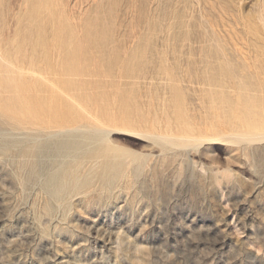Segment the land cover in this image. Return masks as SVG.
I'll return each instance as SVG.
<instances>
[{
	"label": "rangeland",
	"instance_id": "1",
	"mask_svg": "<svg viewBox=\"0 0 264 264\" xmlns=\"http://www.w3.org/2000/svg\"><path fill=\"white\" fill-rule=\"evenodd\" d=\"M64 2L53 6L51 16L41 6L31 17L22 16L28 9L23 0H5L2 49L23 43L31 50L37 43V51L46 52L56 67L61 60L64 65L74 60L82 75L77 77L79 101L88 103L84 106L95 115L96 125L127 124L182 139L171 143L149 134L91 132L93 119L82 111L89 118L62 125L84 128L62 166L69 170L70 184L55 198L47 189L58 166L52 160L55 150L46 171L39 173L43 178H36L19 167L31 142L0 137V144L9 149L0 150V264H264V140L251 145L247 140L191 142L178 126L183 115L192 125L189 133L197 138L230 132L221 103L212 105V98L218 97L214 92L223 90L237 103V76L246 62L255 60L264 84V0ZM50 91L44 106L67 112L62 106L68 96L55 92L57 103ZM166 115L171 127L176 124L175 133L168 130ZM8 127L0 125V130L13 133ZM62 135L49 140L70 137ZM196 142L203 143L193 146ZM27 154L25 160L31 162Z\"/></svg>",
	"mask_w": 264,
	"mask_h": 264
},
{
	"label": "bare ground",
	"instance_id": "2",
	"mask_svg": "<svg viewBox=\"0 0 264 264\" xmlns=\"http://www.w3.org/2000/svg\"><path fill=\"white\" fill-rule=\"evenodd\" d=\"M62 1L63 0H23V2L25 3L24 10L26 9V7L28 9H26V12L24 11L22 13V16L31 15V17H33L35 14H38L40 12L41 6H44L45 9L50 13V16H51V15H53V6L55 7V5H59L60 3L62 4ZM4 2H5V0H0V21H6L7 16H8L6 11H5L6 9L4 10L1 8L4 5ZM66 2H67V0H66ZM66 2H64V3H66ZM13 4H15V3H13ZM30 7H31V9H30ZM260 8H262V7H260ZM63 10H64V8H63ZM61 11H62V9H61ZM16 16H17V14H12V17H16ZM22 16H20V17H22ZM260 16H261V14H260ZM9 17H10V15H9ZM242 18L245 19L244 16ZM45 19H47V18L45 17ZM239 19H240V17H239ZM13 21H15V20H13ZM43 22H42V24H43ZM247 22H249V21H247ZM47 23H46V25H48ZM257 23L259 25V22H257ZM64 24H65V22H64ZM58 26H60V25H58ZM187 27H188V25H187ZM246 27L248 29V25H246ZM260 28H261V26H260ZM65 29H63V30H65ZM73 29L76 30L75 27ZM42 30L44 33L45 32L44 29H42ZM169 30H171V29H169ZM12 31H14V30L12 29ZM30 31H31V29L26 30V32H30ZM49 31H50V29H49ZM252 31H254V30L250 29V32H252ZM53 32H54V30H53ZM2 33H3L2 28H0V97H2V94H8L9 96L7 95V97H5V98L2 97L3 99H0V125H3L4 127L7 125V126L11 127V129H13L14 131H13V133H10V132L4 131L5 129L0 130V137L1 138L2 137H9L10 139H13L15 141L19 140L22 142L23 141L24 142H31L30 145L28 144L25 147L26 152H23V153H25L24 158H23L24 161H21L22 160L21 159V160H18V162H14V163L16 166V163H18V165H19V162L21 161L20 165H19L20 170L25 171L26 173H27V170H29L30 174H32L34 176L37 174L38 176L42 177L41 175H39V173L46 171L47 162H49L51 160L50 159L51 158L50 153L53 150H55V154L52 155L53 156L52 160L54 162L58 163V166H56V168L53 169V172L51 173V175L47 181V189L49 190V193L52 197L60 198L67 191V188L70 184V178H71L70 174H69V170L62 168V166L65 163V161L71 157V150L73 148H76L78 145L77 142H75L76 137H79L77 135V132L83 130V128H84L83 126H74L75 124H73V126H66L65 125V127H63L62 125H64V123L66 124L67 122L68 123L78 122L81 119L83 121L84 117L86 115L82 111L87 112L88 115L91 116V118L93 115V113L91 114L90 111L88 109H86L88 106L85 108V106L88 103L87 104L84 103V105L86 104L84 106V105H82V103L79 101V98H78V96L80 95V92H79L80 90L77 88V84H78L77 77L79 76L78 69L74 63V60H69L67 65H64L62 63V60L60 59L61 60L60 66H58V67L54 66L53 63L51 61H49V57H48L46 52L41 53V52L37 51L38 50L37 46L39 45L37 43H36V45L33 46V48H31V50L27 47H25V48L22 47L23 43H21V45H15V46H13V48H10V49L9 48L2 49V47H1L2 40H3ZM5 33H6V31L4 32V34ZM14 33H15V31H14ZM58 34H60V32ZM216 34H217V32H216ZM250 35L252 36V34H250ZM30 42L31 41H29L27 39L25 41V43H27L26 46L30 45ZM12 44H13V42H12ZM40 46H41V43H40ZM60 46H61V44H60ZM41 51H43V49ZM53 53H54V50H53ZM241 54H243V53H241ZM59 58L60 57L58 56V58H56V59H59ZM254 59H257V58H254ZM244 60H246V59H244ZM246 61H249V60H246ZM256 62H257L256 60L254 63L252 62L253 64H249L248 62H246L244 64V68H242L240 74L237 76L236 80H238V88H239V92L237 90V92H238L237 103L233 104L232 101L227 97V93H225L223 90H219V91L214 92V95H218V97L212 98V105L214 107H216L218 105V103H221L222 111L226 114L227 119L229 120V125L232 128V130L230 132H223V131L220 132L219 131V133L217 135H213L214 133H212L211 132L212 130L210 129L211 131H209V132L212 133L211 136L206 135V137H203L205 135V134H203L202 136H199L200 138L199 137L197 138L193 134L189 133V131L193 132V130H190L192 125L185 118V116L181 115L180 119H179L178 126H179V128H181V130H183L184 133H187V135L185 136L186 139L184 138L186 141H188V139L191 140V142H192V140H194L193 142L210 140L214 144H224L225 142H230V141H231L230 143H233V141H236V140H244V141L247 140V142L251 141L252 143H254L255 140H258V141L264 140V84H262V82L260 80L261 73H260V71H258V64ZM54 63H56V62H54ZM228 65H229V63H228ZM251 67L253 69H250ZM228 68H229V66H228ZM81 70H82V68H81ZM216 71H218V70H216ZM218 73H217V75H218ZM47 74L48 75L50 74V76L53 75L55 78L54 79L55 81L54 80L51 81V79L49 78V76H47ZM226 75L227 74L225 72L222 73L221 81H224V82L226 81V78H225ZM81 76H79V77H81ZM47 81L50 82L52 85V86L50 85L51 91L47 87L48 85H45L46 84L45 82H47ZM48 82H47V84H48ZM83 87L81 86V88H83ZM49 91L51 93L61 91V92H63V94L64 93L66 94V95L64 94L65 96H68L67 105L62 106L63 108L67 109V112L64 113V110L59 112V110H57L58 108H56L57 106L55 107L56 108L55 111H52V110H54L53 109L54 107L52 108V106H54V105H49L48 107H50V108L44 106L45 98L49 97V94H48ZM232 93H233V91H232ZM34 94H35V96H34ZM46 94H48V95H46ZM58 96L59 95H57V98L55 99L56 102L58 101L57 99H60ZM34 97L38 100L37 102H35ZM54 97L55 96L53 94V97L51 98V100H53ZM92 98H93V96H92ZM100 99H102V98H100ZM128 99L129 98H127V100ZM65 100H66V98H65ZM89 100H90V97H89ZM128 102H130V101H128ZM128 102H125V104H127ZM49 104H52V102H50ZM45 105H47V104L45 103ZM129 105H131V104L129 103ZM219 106H220V104H219ZM179 108H180V106H179ZM89 109H90V107H89ZM218 110L216 109V111H218ZM179 111H181V110H179ZM223 112H221V114ZM212 113H214V112H212ZM173 114H174V112H173ZM94 116L95 115H93V118H94ZM107 116H109V115H107ZM86 117H88V116H86ZM219 117L220 116H218V118ZM129 118H128V120H129ZM166 118L168 119V122H167L168 123L167 127H168L169 122H170L169 120L171 119V117H170V115H169V117L166 115ZM122 119L125 120L126 118L122 117ZM177 119L174 118V121L175 120L178 121ZM220 119H222V118L220 117ZM94 120H96V118L93 119V122H90V124H89V126H91L92 124H95V126L93 125V127L89 128V130L91 132L92 131H96V132L103 131V132H105V131L110 130V131H114V133L123 134V135H131V136H136V137H137V135L142 136L145 134H149V135H154V136L156 135L155 138H158V139L163 140V141L171 142V143H176V141L182 139L181 137L177 136L176 134H172V132H170L171 134L170 133H164V134L161 133L160 134V132H159V134L158 133L156 134V132H154L155 134H152L153 133L152 130H150L152 133H147L145 131L143 132L144 129L136 130L133 127H132V129L127 128V124H126L125 128H119V127L116 128L117 126L114 124L113 125L116 127L106 128V127H103L100 125L101 122L99 124L97 122V125H96ZM103 120H105V119L103 118ZM96 121H98V120H96ZM134 121H135V119H134ZM113 122H115V120ZM85 123H86V119H85ZM80 124H81V122H80ZM118 124L120 125V123H118ZM123 125H122V127H123ZM170 125H171V123H170ZM170 125H169V127H171ZM174 126H172L171 128L168 127L169 128L168 130L171 129L173 131V129L175 128ZM178 126H176L177 129H178ZM215 127L216 126H214V128ZM211 128H213V125L211 126ZM217 129H219V128H217ZM147 130H149V129H147ZM9 131H10V129H9ZM176 132L178 133V130ZM62 133H68V134H70L69 135L70 137L68 136V134H64L65 136L67 135V137H69L67 140H63L62 142L61 141L60 142H54V141L49 140V139L53 138L54 136L57 137V135H59V134L62 135ZM73 133H74V135L76 133L77 136H72L71 134H73ZM173 133H175V132L173 131ZM200 133L201 132H199L198 135H201ZM105 134H106V132H105ZM64 135H62V136L64 137ZM96 135H98V133ZM81 136H83V135H81ZM63 137H61V138H63ZM92 137H93V135H92ZM143 137L145 138V136H143ZM70 138L72 139V141L69 140ZM207 142H209V141H207ZM247 142H245V143L247 144ZM251 142L249 143L250 145H251ZM183 143H181V144H183ZM200 143H203V142H200ZM200 143L196 142V144L193 146H196V145L201 146ZM16 144L18 145V143H16ZM185 144H189V143L185 142ZM192 144H194V143H192ZM12 145L13 144H11V147H12ZM14 145H15V142H14ZM183 146H185V145H183ZM14 147L15 148H13V149H17V147H18L20 152H22V150L24 149L23 147L21 148L20 146H14ZM7 149H8L7 145L5 146V145L0 144V150L2 152H4ZM7 151H9V149ZM23 153H22V155H23ZM27 153L33 159L31 162L26 161L27 157H25V155ZM18 154H20V153L18 152ZM28 154H27V156H28ZM3 155L1 156V158L3 157ZM5 156H7V155H5ZM19 158H21V156H19ZM25 158H26V160H25ZM5 159H6V157H5ZM0 161H1V159H0ZM10 165H11V163H10ZM18 165L16 167H18ZM3 166H5V165H3ZM28 167H30V169H28ZM5 168H6V166H5ZM16 171L14 170L15 173H16ZM17 173H18V171H17ZM19 175H20V173H19ZM22 175L24 176V174H22ZM37 175H36V178H37ZM30 177H31V175H30ZM30 177L28 174V178H30ZM25 179H26V177H25ZM25 181L26 180H24V182H23L24 185L28 183ZM17 183L20 184V182H17ZM31 183H32V181H31ZM33 185H34V183H33ZM29 186H28V188H29ZM37 186H38V184H37ZM23 190H25V189H23ZM46 203H48V202L46 201ZM33 204H34V202H33ZM30 205H32V204H30ZM48 208H49V206H48ZM9 214H10V212H9ZM2 226H5V225H2ZM37 262H39V261H37Z\"/></svg>",
	"mask_w": 264,
	"mask_h": 264
}]
</instances>
